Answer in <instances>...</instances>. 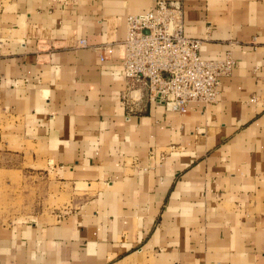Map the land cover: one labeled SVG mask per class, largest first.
<instances>
[{"label":"crops","instance_id":"1","mask_svg":"<svg viewBox=\"0 0 264 264\" xmlns=\"http://www.w3.org/2000/svg\"><path fill=\"white\" fill-rule=\"evenodd\" d=\"M156 1L0 0L3 149L83 197L0 219V264H264V0H181L198 57L234 60L182 115L122 77L124 17Z\"/></svg>","mask_w":264,"mask_h":264},{"label":"built area","instance_id":"2","mask_svg":"<svg viewBox=\"0 0 264 264\" xmlns=\"http://www.w3.org/2000/svg\"><path fill=\"white\" fill-rule=\"evenodd\" d=\"M182 1H156L152 11L124 17L122 77L138 85L148 102L161 103L168 112L182 115L189 103L204 107L216 101L221 80L234 60L226 53L219 60L198 57L200 40L183 34ZM85 46L84 41H79ZM99 61L109 47H95ZM264 109V100L250 98Z\"/></svg>","mask_w":264,"mask_h":264},{"label":"rangeland","instance_id":"3","mask_svg":"<svg viewBox=\"0 0 264 264\" xmlns=\"http://www.w3.org/2000/svg\"><path fill=\"white\" fill-rule=\"evenodd\" d=\"M144 97L146 98L145 95ZM4 131L5 139L8 138V135L11 136L6 128L1 127L0 121L1 220L14 223L22 220L29 213L39 215L41 218H50L51 215L71 210L81 201L83 198L81 189L74 185L61 184L49 166L44 164V161L32 163L26 151L25 158L22 160L9 159L10 155L7 153L12 150H4L1 144ZM13 140L8 143L13 142ZM8 146L16 150L18 145L10 143ZM15 154L18 152L15 151ZM1 157H5V159L2 160ZM6 157H8V161ZM4 163L5 165L8 164V170L4 167Z\"/></svg>","mask_w":264,"mask_h":264}]
</instances>
